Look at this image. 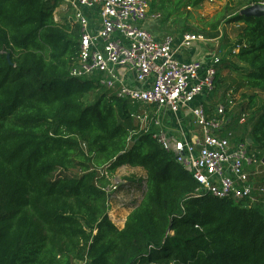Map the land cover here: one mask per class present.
I'll use <instances>...</instances> for the list:
<instances>
[{
	"label": "trees",
	"instance_id": "obj_1",
	"mask_svg": "<svg viewBox=\"0 0 264 264\" xmlns=\"http://www.w3.org/2000/svg\"><path fill=\"white\" fill-rule=\"evenodd\" d=\"M148 1L151 13L172 14ZM61 4L0 0V264H264V201L195 197V180L153 130L138 131L127 101L70 75L78 33L55 20ZM226 23L234 41L221 34L230 61L217 76L227 67L234 91L250 92L243 140L264 159V16L236 11ZM122 167L145 176L123 178L143 196L120 229L107 188Z\"/></svg>",
	"mask_w": 264,
	"mask_h": 264
},
{
	"label": "built area",
	"instance_id": "obj_2",
	"mask_svg": "<svg viewBox=\"0 0 264 264\" xmlns=\"http://www.w3.org/2000/svg\"><path fill=\"white\" fill-rule=\"evenodd\" d=\"M60 7L66 12L63 19L78 33L77 58L70 75L91 80L127 101L138 131L153 130L156 143L172 153L195 180V197L209 194L251 204L264 201V159L255 150L250 153V143L235 140L227 129L233 122L237 126L247 123L246 112L235 113L233 91L217 94L213 111H207L221 57L212 51L209 61L180 59L192 50L203 52L200 46L218 38L210 40L196 33L160 35L163 17L150 12L148 0H62ZM181 111L201 129L200 139L188 141L179 132L175 138L163 122Z\"/></svg>",
	"mask_w": 264,
	"mask_h": 264
},
{
	"label": "rangeland",
	"instance_id": "obj_3",
	"mask_svg": "<svg viewBox=\"0 0 264 264\" xmlns=\"http://www.w3.org/2000/svg\"><path fill=\"white\" fill-rule=\"evenodd\" d=\"M175 1L176 0H165L166 6L172 8L173 10L172 14H170V17L168 18H166L164 13H160L163 17V25L159 28V34L177 36L181 34L179 33V29L182 26H191L192 28L197 30L198 34H201L210 40L218 38V40H215L214 42L204 47L205 50L203 60L209 61L208 56L213 51L221 57L222 63L230 61V59H228L229 57H227V52L229 45L233 44L234 41L233 29L235 28V26L233 24H227L226 21L233 13L245 8L244 5H246L249 0H206L198 8L184 7L185 3L175 7ZM54 14L56 15L57 20H63V18H61L63 15H65L66 17L65 11L62 10L61 7L56 9ZM213 24L217 26L214 31L211 29V26ZM72 28L76 30L75 27ZM220 34H224V36L230 43L229 45H227L228 43H221L222 39L219 38ZM218 75L219 76H217L215 82V92H213L211 94V97L209 98L210 105H215L217 101L216 99L218 97L217 94L232 90L233 96L236 99L237 103L235 113L239 112L241 109V105H243V100L245 99L246 94H249L250 92L247 89H242L237 92L234 91L235 84L233 81L237 78L229 68L221 67L220 73ZM243 94L245 96H243ZM232 124L238 130L237 133L241 132L239 127H237L236 122H233ZM242 128L244 130L243 126ZM242 135L244 138L247 137L245 133ZM249 149L251 153L253 151L252 145L251 147L249 146ZM130 176L144 178L145 172L139 168L122 167L118 169L110 178L111 184L107 188V192L110 195L107 211L108 216L111 221L114 222V224L116 223L118 227L119 222H121L122 220L124 221L133 207L140 202L143 196V187L141 189H136L132 184H125L123 178ZM261 182L263 183V179H260L258 181L259 184H261ZM122 185H125L126 188H120V186Z\"/></svg>",
	"mask_w": 264,
	"mask_h": 264
},
{
	"label": "crops",
	"instance_id": "obj_4",
	"mask_svg": "<svg viewBox=\"0 0 264 264\" xmlns=\"http://www.w3.org/2000/svg\"><path fill=\"white\" fill-rule=\"evenodd\" d=\"M62 18H65V15H63ZM200 47L203 48V52L199 49L192 50L190 52H186V53L182 54L180 56V59L183 61H194V60H198V59H203L204 50H205L204 47H206V45L205 46L202 45ZM207 111H208V113H211L213 111L212 106H210V108L207 107ZM166 121H167V119L165 118L163 122L166 123V126H168V128L171 129V131H173V136L175 138H177V132H179L180 137H183L184 139H186L188 141H190L191 139H197V138L200 139L202 136L201 135V129L193 123L191 116L188 113H185L184 111H181L177 115V117L170 114L169 121L168 122H166ZM237 127H239V129L241 130V132H239L240 134L237 133L238 130L236 129V127L233 124L228 125L227 129L232 131V133L234 134L235 140H243V139L247 140V138H244L242 135L243 134L242 126H237ZM125 219H124V221L122 220L121 222H119V223H121V225H119V227L116 225V223H115V225L121 229L124 225Z\"/></svg>",
	"mask_w": 264,
	"mask_h": 264
},
{
	"label": "water",
	"instance_id": "obj_5",
	"mask_svg": "<svg viewBox=\"0 0 264 264\" xmlns=\"http://www.w3.org/2000/svg\"><path fill=\"white\" fill-rule=\"evenodd\" d=\"M241 16H254V17H263L264 16V5L257 3L252 4L248 7H245L239 11ZM250 143V140L248 141Z\"/></svg>",
	"mask_w": 264,
	"mask_h": 264
}]
</instances>
